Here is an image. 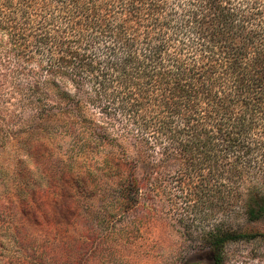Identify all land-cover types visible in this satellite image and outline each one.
Segmentation results:
<instances>
[{"label": "trees", "instance_id": "trees-1", "mask_svg": "<svg viewBox=\"0 0 264 264\" xmlns=\"http://www.w3.org/2000/svg\"><path fill=\"white\" fill-rule=\"evenodd\" d=\"M5 85L40 140L90 160L65 185L210 227L214 264L260 236L219 222L264 220V0H0Z\"/></svg>", "mask_w": 264, "mask_h": 264}, {"label": "rangeland", "instance_id": "rangeland-1", "mask_svg": "<svg viewBox=\"0 0 264 264\" xmlns=\"http://www.w3.org/2000/svg\"><path fill=\"white\" fill-rule=\"evenodd\" d=\"M12 93L0 89V264H214L196 236L210 227L189 235L160 203L124 211L119 195L94 187L102 177H85L93 187L65 185L62 169L84 175L90 160L74 162L66 144L40 140V129L28 126L33 114ZM224 222L260 236L228 243L223 264H264V220Z\"/></svg>", "mask_w": 264, "mask_h": 264}]
</instances>
